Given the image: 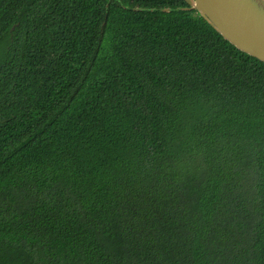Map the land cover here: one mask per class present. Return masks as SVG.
<instances>
[{
	"label": "trees",
	"instance_id": "obj_1",
	"mask_svg": "<svg viewBox=\"0 0 264 264\" xmlns=\"http://www.w3.org/2000/svg\"><path fill=\"white\" fill-rule=\"evenodd\" d=\"M188 7L0 0V264H264V63Z\"/></svg>",
	"mask_w": 264,
	"mask_h": 264
},
{
	"label": "water",
	"instance_id": "obj_2",
	"mask_svg": "<svg viewBox=\"0 0 264 264\" xmlns=\"http://www.w3.org/2000/svg\"><path fill=\"white\" fill-rule=\"evenodd\" d=\"M184 1L188 10L196 11L226 42L264 63V0Z\"/></svg>",
	"mask_w": 264,
	"mask_h": 264
}]
</instances>
